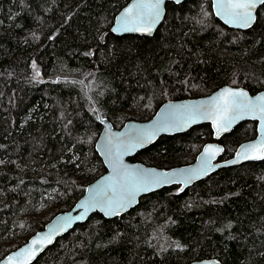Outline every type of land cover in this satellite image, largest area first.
Listing matches in <instances>:
<instances>
[{
  "label": "trees",
  "instance_id": "16d2710c",
  "mask_svg": "<svg viewBox=\"0 0 264 264\" xmlns=\"http://www.w3.org/2000/svg\"><path fill=\"white\" fill-rule=\"evenodd\" d=\"M130 1L0 0V260L72 209L105 172L91 98L121 128L151 119L167 101L201 98L224 85L264 90V6L252 29L238 31L215 17L212 0L168 3L153 37L116 36L114 19ZM82 79L93 81L90 95ZM256 136V122L240 124L222 138L220 160ZM211 141L205 124L162 137L131 160L184 166ZM40 200L49 209L38 216ZM208 258L264 264V161L220 170L183 192L163 188L114 219L96 213L33 264Z\"/></svg>",
  "mask_w": 264,
  "mask_h": 264
},
{
  "label": "water",
  "instance_id": "95a60500",
  "mask_svg": "<svg viewBox=\"0 0 264 264\" xmlns=\"http://www.w3.org/2000/svg\"><path fill=\"white\" fill-rule=\"evenodd\" d=\"M185 1L187 0H180V3H176V0H164V5L162 6V18L159 23L155 25L151 34L145 32H113V28L119 27V20L125 9L137 3V0H131L115 17L111 32L116 36L137 35L153 37L163 24L166 16L167 4L174 3L180 5ZM214 3L215 0H212V9L215 17L228 28L238 31H248L255 26L258 11L261 7L259 6L255 11L256 19L251 27H238L235 23H225L223 15H216L217 9L214 7ZM136 11L139 12L140 10L137 9ZM143 19L145 23L148 22V16L146 14ZM85 87L87 94L90 95L87 83H85ZM228 88L234 91H243L247 93V98L254 103H258L256 101L257 97L264 95V90L257 94H251L243 87L224 85L211 94L201 98L167 101L160 106L151 119L144 122L130 120L125 122L121 128H116L111 121L104 117L91 98L99 122L102 125L101 132L95 144V150L105 167V172L92 183L87 185L83 196L75 203L72 209L56 215L42 230L31 235L28 241L22 246L9 252L3 257L0 260V264H33L43 253L54 246L59 239L70 233L77 226L85 224L96 213L102 215L106 219H114L135 209L143 197L163 188L176 186L179 187V192H183L196 183L206 179L209 175L215 174L220 170L236 168L252 162L264 161V159L243 158L246 149H250L251 145H258L264 141V120L261 119L259 109L257 108L255 111H251L249 108L243 107L231 113L217 111V106L223 105L225 99L223 93L224 90ZM222 116L226 117V120L222 121ZM248 121L257 123V136L251 140L242 142L232 158L224 161L220 160L225 151V146L221 143L222 138L231 134L240 124ZM205 124L211 126L213 141L206 143L202 147L195 161L191 164L164 169L155 166H148L141 162H133L131 160L138 153L152 147L162 137L185 134L194 127ZM225 125L227 126L226 131L223 130ZM109 141L111 142L110 144ZM106 146L111 147L113 151L118 148L121 153L120 159L122 160V164H120L116 170H114L113 163L110 162L109 155L106 154ZM220 149H222V151H218ZM251 154L254 156L264 155V152L251 151ZM114 159L115 157L111 158V160ZM161 173L169 174L170 182L158 184L150 191L138 192L134 202L129 205L126 210L122 211L120 215H106L105 211L101 210V207L98 206L94 209H90L87 214L84 215L83 219H76V217L84 213V209L78 207V205L82 202L88 201L97 191H100L113 183L114 177L120 179L121 176H126L127 183L131 185V183L143 179L144 177L159 178ZM49 237L51 242L47 239ZM34 240L40 241V243L34 245L32 243ZM190 264L222 263L216 258H208L193 261Z\"/></svg>",
  "mask_w": 264,
  "mask_h": 264
},
{
  "label": "snow or ice",
  "instance_id": "6c2138e0",
  "mask_svg": "<svg viewBox=\"0 0 264 264\" xmlns=\"http://www.w3.org/2000/svg\"><path fill=\"white\" fill-rule=\"evenodd\" d=\"M180 3V0H176ZM164 0H137V3L125 9L119 20V27L113 28V32H145L151 34L155 25L159 23L163 15ZM259 6H264V0H215L214 7L217 9L216 15H223L225 23H235L238 27H251L255 22V11ZM140 11L137 12L136 10ZM148 16V22H144V15ZM35 64L33 68L35 69ZM36 75H39L37 72ZM225 99L222 106H217V111L222 113L235 112L243 107L255 111L257 108L261 113V119L264 120V95L256 98L258 103H254L247 98V93L243 91H234L230 88L225 89L223 93ZM246 101V103H245ZM221 120H226L222 116ZM223 130H227L225 125ZM111 142L109 141V144ZM222 151V149L218 150ZM251 151L264 152V141L258 145H251L250 149L245 150L244 159H264V155H252ZM106 154L110 157V162L113 163L114 170L122 164L120 159L121 153L117 148L115 151L111 147L106 146ZM115 157L114 160H111ZM170 182V176L167 173H161L159 178L144 177L143 179L136 180L129 185L127 177L121 176L120 179L113 178V183L109 184L106 188L97 191L86 202H82L78 207L84 209V213L76 219H83L84 215L90 209L101 207L106 215H120L131 205L138 192L150 191L156 185ZM182 190V189H181ZM51 242L50 237L47 238ZM34 245L40 241H33Z\"/></svg>",
  "mask_w": 264,
  "mask_h": 264
},
{
  "label": "rangeland",
  "instance_id": "374dc122",
  "mask_svg": "<svg viewBox=\"0 0 264 264\" xmlns=\"http://www.w3.org/2000/svg\"><path fill=\"white\" fill-rule=\"evenodd\" d=\"M87 85H88V87H89V91L92 92V90H93V81H92V80H91V81H88V82H87ZM42 203H43V201L40 200V201H39V206H37V208L35 209V210H36V215H38V216L43 215V214L46 213V212L48 211V209H49V206L47 207V206L43 205ZM27 210H29L28 207H27L25 210L21 211V212L19 213V216H22L23 214H25ZM28 236H30V235H28Z\"/></svg>",
  "mask_w": 264,
  "mask_h": 264
},
{
  "label": "flooded vegetation",
  "instance_id": "af4514ba",
  "mask_svg": "<svg viewBox=\"0 0 264 264\" xmlns=\"http://www.w3.org/2000/svg\"><path fill=\"white\" fill-rule=\"evenodd\" d=\"M81 81H82V82H83V84L85 85V83H86V80H85V79H82Z\"/></svg>",
  "mask_w": 264,
  "mask_h": 264
}]
</instances>
